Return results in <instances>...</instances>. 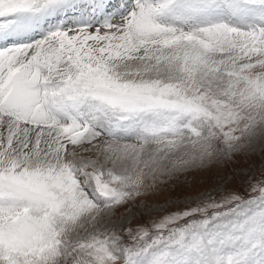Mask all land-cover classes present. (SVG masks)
<instances>
[{
    "label": "snow or ice",
    "instance_id": "6c2138e0",
    "mask_svg": "<svg viewBox=\"0 0 264 264\" xmlns=\"http://www.w3.org/2000/svg\"><path fill=\"white\" fill-rule=\"evenodd\" d=\"M257 154L264 0H0V264H264Z\"/></svg>",
    "mask_w": 264,
    "mask_h": 264
},
{
    "label": "rangeland",
    "instance_id": "374dc122",
    "mask_svg": "<svg viewBox=\"0 0 264 264\" xmlns=\"http://www.w3.org/2000/svg\"><path fill=\"white\" fill-rule=\"evenodd\" d=\"M262 163H264V161H262L261 156L259 154L247 161L242 158H236L232 163L227 166L214 167L208 172L197 173V182L194 183L192 187L186 188L185 191L188 195L191 196L214 188L218 183H223L224 188L221 189L222 191H239L243 194L246 191L245 182L247 180V176L245 175V173H247L248 170L251 168L253 170L252 174L258 176ZM220 177H224L226 178V180L220 181ZM188 180L191 181L192 177H188ZM180 187L181 186L177 187V191L180 190ZM167 195V193H164V195L160 196L150 194L137 201V207L141 208L142 205H149L155 207L157 204H162Z\"/></svg>",
    "mask_w": 264,
    "mask_h": 264
}]
</instances>
